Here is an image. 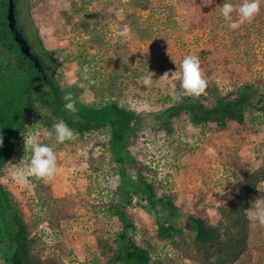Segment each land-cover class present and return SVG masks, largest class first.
Wrapping results in <instances>:
<instances>
[{"label": "trees", "instance_id": "1", "mask_svg": "<svg viewBox=\"0 0 264 264\" xmlns=\"http://www.w3.org/2000/svg\"><path fill=\"white\" fill-rule=\"evenodd\" d=\"M185 1L201 3L200 0ZM15 2L18 28L28 40L33 53L40 57L43 70H39L30 56L22 51L9 26L8 0H0V138H3L0 145V264H50L37 249V233L33 229L40 225V220L45 221L47 214L49 216L46 222L54 223V218L60 217L61 210L52 208V205L48 208L46 201L37 195L38 197L33 198V201L37 198L34 203L30 199L29 206L31 205L30 210L38 213L35 207L40 213L37 218L30 219L22 200L3 179L16 156L20 155L26 160L31 158V150H26V139L30 140L33 132L43 131L46 137L39 142L51 147L54 144L63 147L69 141L61 143L56 140L54 132L52 136L47 134L60 120L65 121L73 129V136L81 140L96 132L102 137L99 139L100 147L105 150L102 156L106 159L108 152L118 163L122 181L120 194L122 193L123 199L130 203L136 197L144 207L150 205L159 212H168V216L156 218L155 235L145 237L147 229L135 224L127 207L111 202L109 209L120 219L121 230L114 238L110 232L109 236L97 238L99 254L104 258L105 264H155L156 243L164 240L177 244L175 256L190 257L195 264H258L250 244L251 218L245 210L252 206L250 194L264 179V167L255 170L238 168L241 177L232 198L214 205L206 202L200 195L192 200L190 212H187L183 222L179 224L178 217L181 213L177 194L159 193L156 186L157 175L149 177L145 173L147 168L157 174V168L143 164L132 152L144 127L148 126L155 134L164 131L162 138L173 141L177 123L185 117L196 126L208 129L214 135L213 139L238 133L239 126L244 125L248 117L256 123L264 122V75L256 74V78L250 82H242L243 77L252 71V58L255 57L254 54H246L242 46V40L245 44L252 42L250 34L241 29L237 32V37L229 38V42H218L215 47L207 48L202 55L196 56L201 57L198 59L202 75L210 77L206 81L205 91L199 96L185 94L180 79L171 74L180 70V63L185 56L193 55L180 41L185 25L179 26L175 13L170 19L173 21L170 34L166 33L163 38L159 35L143 60L142 56H133L126 64L121 58H112L113 65L111 68L106 67L104 79L98 74L97 68L89 66L81 71L77 80L68 83L63 78L59 53L53 54L33 30V26L21 18L20 0ZM92 2L93 0H80L77 4L75 1L73 8H78L79 11L85 4ZM151 3L152 0L129 1V5L145 8L150 7ZM260 8L262 9V3ZM259 14L260 10L255 17ZM212 15L214 13L210 15L214 20ZM86 21L80 19L78 24L83 31H89ZM260 22L262 25V21ZM189 26H192L190 22L186 27ZM141 29L149 32L147 27L142 26ZM260 30L259 27L258 34H261ZM213 55L220 62L218 69L212 68L211 62L209 64ZM106 61L109 62V59ZM233 64L239 68H234ZM148 72H152V83L144 85L141 77ZM158 73H168L170 83L167 85L163 82L168 79L166 77L161 81ZM220 74L231 80V89L223 92L219 88L216 77ZM134 88L138 94H155L162 102L163 108L154 112L151 119L126 97V90ZM88 90L93 93L91 100L82 98L83 93ZM69 92L76 100L78 111L75 113L64 108L63 96ZM208 135L207 130H202L192 148L203 147ZM210 141L220 151L218 142ZM227 145L230 146L228 143ZM232 164L237 165L234 162ZM90 165L95 174L100 171L93 166V161ZM131 170H135L134 175ZM41 180L42 178L31 179L27 192L42 191L39 185ZM211 209L220 213L218 219H213ZM131 230L134 231L133 234ZM137 234L140 235L139 239ZM176 234L181 235L184 242H176Z\"/></svg>", "mask_w": 264, "mask_h": 264}, {"label": "rangeland", "instance_id": "2", "mask_svg": "<svg viewBox=\"0 0 264 264\" xmlns=\"http://www.w3.org/2000/svg\"><path fill=\"white\" fill-rule=\"evenodd\" d=\"M75 1L78 4L80 0H20L19 3L21 18L33 26V30L53 54L59 53L63 78L68 83L77 80L81 71L89 66L97 68L98 74L104 79L106 67L111 68L113 65L112 58H121L126 64L133 56H142L143 60L159 35L163 38L166 33L170 34L173 26L170 19L174 13L179 26L185 25L180 41L194 56L202 55L203 50L215 47L218 42H229V38L237 37V32L241 29L248 32L252 42L245 44L242 40L243 50L255 57L252 58V71L243 77L242 82H250L256 78V74L264 75V3L258 17L233 29L229 26L231 22L225 20L220 13L224 0H200L201 3L152 0L148 8L129 5L130 0H93L85 6L81 3L83 8L79 11L78 8H73ZM231 2L239 4L241 0ZM212 13L214 20L210 17ZM232 15L233 19H238L235 11ZM80 19L87 20L89 25L86 28L89 31H83L79 27ZM189 22L192 26L186 27ZM142 26L147 27L149 32L142 31ZM259 27L261 34H258ZM165 54L169 55L167 52ZM209 64L218 69L220 62L213 55ZM233 67L239 68L235 64ZM160 77L161 81L163 77L168 78L163 80L165 84L170 83L168 75L161 74ZM203 77L206 81L210 80L209 75ZM216 80L223 92L232 88L228 77L220 74ZM172 87L174 88V84ZM126 97L148 119L163 108L162 102L155 94L150 96L149 92L144 95L138 94L135 88L127 89ZM82 98L91 100L92 91L83 93ZM200 127L201 125L196 126L185 117L177 123L174 140L167 141L162 138L164 131L155 134L147 126L141 130L137 143L132 148L138 160L157 168V174L147 168L145 173L149 177L157 175L158 192L177 194L181 213L178 217L179 224L183 222L187 212H190L192 200L200 195L206 202L214 205L232 198L241 177L238 168L255 170L264 167V122L256 123L248 117L246 123L239 126L238 133L217 136L215 139L208 129ZM202 130H207L209 134L205 144L203 147L196 145L198 147L193 149L192 145L197 142V136ZM45 137L43 131H35L30 140L39 142ZM101 138L96 132L85 140L73 136L63 147L54 144L52 148L57 156V172L53 179L41 180L39 185L42 191L27 192L29 181L36 180L37 177L28 171L30 159L26 160L20 155L16 156L3 179L22 200L30 219L37 218L40 213L35 207L38 213L30 210L29 201L31 198L33 201L35 196H41L48 208L52 205V208L61 210L60 217L54 218V223L46 222L49 216L47 214L45 221L40 220V225L33 229L37 233V249L50 264H105L104 258L99 254L97 238L109 234L114 238L121 230L120 219L109 209L111 202L127 207L135 224L147 229L145 237L155 235L158 216H168L166 210L159 212L150 205H140L136 197L130 203L122 198L118 163L108 152L106 159L102 156L105 150L99 145ZM210 140L218 142L220 151L212 146ZM91 161L100 170L96 174L90 165ZM131 174L134 175L135 170H131ZM250 197L252 203L257 198L264 197V179ZM210 213L214 220L220 217V213L213 209ZM130 232L134 233L132 230ZM137 238H140L139 234ZM175 239L176 242H184L179 234H176ZM156 244L155 264H195L190 257L175 256L174 250L178 248L176 243L164 240ZM250 244L255 261L264 264V225L254 219H251Z\"/></svg>", "mask_w": 264, "mask_h": 264}, {"label": "clouds", "instance_id": "3", "mask_svg": "<svg viewBox=\"0 0 264 264\" xmlns=\"http://www.w3.org/2000/svg\"><path fill=\"white\" fill-rule=\"evenodd\" d=\"M261 3H264V0H242L239 4H234L231 0H224L220 13L225 20L231 22L229 26L236 29L245 21L254 19L260 10ZM234 11L238 14V19H233L232 14ZM123 34L121 33V35ZM179 69V71L175 70L171 74L180 79L181 88L185 94L193 96L201 95L206 89L207 82L202 75L198 57L194 55L185 56L180 63ZM85 72H87V69H85ZM164 75L167 76L168 73ZM141 79L144 85H150L152 83V72H148ZM63 100L65 101V109L72 113L78 111L76 100L73 99L72 93H66L63 96ZM53 132L56 140L61 143L70 140L74 135L73 129L63 120L56 122L53 129L47 134L52 136ZM2 143L3 138H0V145ZM28 149L31 150L30 167L28 169L30 174L44 180L53 179L57 172V156L53 148L47 144L37 142L35 139H26V150ZM245 211L249 218L257 220L260 224L264 225V197L257 198L252 203V206Z\"/></svg>", "mask_w": 264, "mask_h": 264}, {"label": "water", "instance_id": "4", "mask_svg": "<svg viewBox=\"0 0 264 264\" xmlns=\"http://www.w3.org/2000/svg\"><path fill=\"white\" fill-rule=\"evenodd\" d=\"M7 18L9 21V26L12 29L15 39L20 44L22 51L26 53L28 56H30V58L35 62L36 66H38L39 70L42 71L43 64L41 62L40 57L33 53L31 49V45L29 44L28 40L25 38L23 33L18 28L15 0H9Z\"/></svg>", "mask_w": 264, "mask_h": 264}, {"label": "flooded vegetation", "instance_id": "5", "mask_svg": "<svg viewBox=\"0 0 264 264\" xmlns=\"http://www.w3.org/2000/svg\"><path fill=\"white\" fill-rule=\"evenodd\" d=\"M16 3V2H15ZM8 5H9V0H8Z\"/></svg>", "mask_w": 264, "mask_h": 264}]
</instances>
